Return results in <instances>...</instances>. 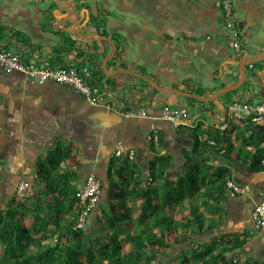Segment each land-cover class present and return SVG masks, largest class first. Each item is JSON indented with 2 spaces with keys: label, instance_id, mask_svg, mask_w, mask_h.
I'll list each match as a JSON object with an SVG mask.
<instances>
[{
  "label": "crops",
  "instance_id": "crops-1",
  "mask_svg": "<svg viewBox=\"0 0 264 264\" xmlns=\"http://www.w3.org/2000/svg\"><path fill=\"white\" fill-rule=\"evenodd\" d=\"M233 2L242 22L239 51L226 40L228 30L215 0H0V43L5 50L20 53L27 62L88 66L94 73L91 83L100 88L106 104H90L69 86L31 82L23 73L0 67V206L6 208L16 197L18 185L26 181L29 188L20 197L26 207L19 210V216L26 212L23 222L32 226L37 214L50 215L48 189L42 179L47 173L41 166L60 160L59 166L48 165V169L70 175L77 189L91 174L103 182L102 199L86 225L93 232L99 228L102 205H109L108 173L118 145L125 149L124 156L135 154L123 208L132 209L133 219L141 210L142 188L151 180L152 161L160 157L156 165L162 168V161L169 160L165 172L173 183L191 174L193 164L202 161L206 173L226 171L223 183L231 180L249 186L243 194L224 184L221 188L222 182L217 189L211 183L202 187L194 200L201 204L207 227H211L203 238L251 235L240 255L264 261V229L255 231L252 222L253 209L264 192V171L251 167L257 146L264 147L260 139L264 125L246 116H230L233 102L260 103L263 99L264 61L248 62L246 82L209 102L160 92L129 73L144 74L164 88L209 98L236 84L241 78V60L264 55V0ZM67 30H79L86 38ZM97 33L116 45L106 70L103 62L112 47L106 44L101 55L91 51L93 47L103 51ZM247 44L254 46L247 48ZM164 104L188 108L190 120L175 126L160 119L120 114L145 107L158 115ZM197 134L209 145L195 151ZM217 134L219 141L212 137ZM188 208V200L172 207L177 219ZM177 252L172 249L167 257Z\"/></svg>",
  "mask_w": 264,
  "mask_h": 264
},
{
  "label": "trees",
  "instance_id": "trees-1",
  "mask_svg": "<svg viewBox=\"0 0 264 264\" xmlns=\"http://www.w3.org/2000/svg\"><path fill=\"white\" fill-rule=\"evenodd\" d=\"M237 22L241 29L242 22ZM212 137L219 141L220 135ZM260 137L264 143V134ZM195 139V151L209 145L207 141H200L198 134ZM159 159L152 161L151 180L142 188L141 210L133 219L132 209H123L128 195L125 186L132 177L128 172L132 160L128 156L114 155L108 173L109 205H102L103 212L97 221L100 225L93 232L86 227L75 228L81 208L76 198L77 186L71 182L73 178L48 169V165L59 166L60 160L44 163L41 170L47 175L42 179L48 189L46 201L50 215L37 214L34 224L27 226L23 222L26 212L19 216V210H24L26 204L17 195L6 208L0 206V264H156L162 255L161 264H264V261L240 255V249L251 235H221L209 241L203 238L211 227H207L201 204L194 199L199 198L202 187L210 183L217 189L222 182L220 187L223 188L226 171L211 175L202 168L200 162H203L198 161L193 164L191 174L173 183L165 172L169 160L162 161L159 168L156 165ZM251 167L264 171V147L257 146ZM186 200L189 201L187 213L183 212V217L177 219L172 207ZM37 211L41 213L40 209ZM129 225L131 229L127 228ZM59 231L57 240L51 241ZM175 248L178 252L168 258Z\"/></svg>",
  "mask_w": 264,
  "mask_h": 264
},
{
  "label": "built area",
  "instance_id": "built-area-1",
  "mask_svg": "<svg viewBox=\"0 0 264 264\" xmlns=\"http://www.w3.org/2000/svg\"><path fill=\"white\" fill-rule=\"evenodd\" d=\"M215 5L222 12L224 25L228 30L226 36L227 42L231 44L234 50H241L242 30L237 22L238 19L235 15L233 0H215ZM1 28L2 24L0 20V31ZM0 67L5 72L23 73L31 82L41 84L55 82L69 86L84 96L90 104L106 105L100 88L91 83V78L94 73L88 66H81L74 63L68 66L53 67L47 62H27L20 53L5 50L0 43ZM250 67L252 68L253 64H250ZM120 114L125 118L160 119L172 123L175 126L187 124L190 120L188 108L176 107L170 104H164L158 115H152L145 107H132L120 112ZM230 116L237 119L246 116L245 119L264 125V97L260 103L233 102L230 107ZM124 154H126L125 149L121 145H118L114 155L122 156ZM128 157L133 160L135 157L134 152H130ZM29 185L26 181L18 185L16 193L19 198L23 196L29 188ZM226 188L241 194L249 190V186H241L231 180L227 181ZM102 194V180L93 174L87 176L84 184L76 191V198L79 201L81 209L76 219L75 228L81 229L86 227L90 215L102 199ZM252 222L255 230L264 229V192L262 193L260 202L253 209Z\"/></svg>",
  "mask_w": 264,
  "mask_h": 264
},
{
  "label": "water",
  "instance_id": "water-1",
  "mask_svg": "<svg viewBox=\"0 0 264 264\" xmlns=\"http://www.w3.org/2000/svg\"><path fill=\"white\" fill-rule=\"evenodd\" d=\"M77 19H79V16H77ZM67 20L70 21L69 18H67ZM67 31H69V30H67ZM69 32L70 33H75V34L81 36L82 38H86L85 36L82 35V32L79 31V30H70ZM96 36L101 40V46L103 47V51L100 52V48H98V47H93L91 49V51H94L96 54H100L101 55V54L106 52V44H109L112 47V54L110 56H108L103 62V67L106 70L107 61L110 58H113L115 56L116 45L108 37L102 36L99 33H97ZM263 61H264V55H262V56H251V55H249V56H246L245 58H243V60H241V62H240V71H241L240 80L236 84H234L232 86H228L226 88H223V89L219 90L218 92H216V94H214L213 97H210V98L209 97H203V96H200V95H197V94H193V93H188V92H185V91H182V90H179V89L164 88V87L159 86L153 79L145 76L144 74H140V73H137V72H135V73L134 72H129V73H131V75H133V76L145 79L153 88H155L156 90H158L160 92H163V93H176V94H180L182 96L195 97V98H197L199 100L209 102V101H212V100L218 98L220 95H223L225 93H228V92H231V91L239 89L246 82V80H247L246 64L248 62H254V63L257 62V63H259V62H263Z\"/></svg>",
  "mask_w": 264,
  "mask_h": 264
},
{
  "label": "rangeland",
  "instance_id": "rangeland-1",
  "mask_svg": "<svg viewBox=\"0 0 264 264\" xmlns=\"http://www.w3.org/2000/svg\"><path fill=\"white\" fill-rule=\"evenodd\" d=\"M82 22H83V21H82ZM79 25H80V24H79ZM249 45H250V44H247V46H248L247 48H252V46H254V45H252L251 47H249ZM251 50H252V49H251ZM177 98H181V97H178V96H177ZM184 100H186V99H184ZM128 247H129V246H128ZM0 251H2V250H1V247H0ZM242 257H243V256H242ZM156 264H161V262L158 260V261H156ZM171 264H176V262H172Z\"/></svg>",
  "mask_w": 264,
  "mask_h": 264
}]
</instances>
